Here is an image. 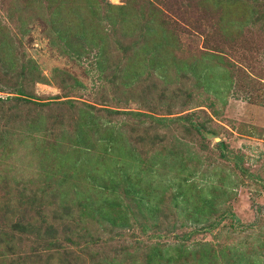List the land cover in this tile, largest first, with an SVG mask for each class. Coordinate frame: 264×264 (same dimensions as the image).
<instances>
[{"label": "rangeland", "instance_id": "374dc122", "mask_svg": "<svg viewBox=\"0 0 264 264\" xmlns=\"http://www.w3.org/2000/svg\"><path fill=\"white\" fill-rule=\"evenodd\" d=\"M107 1L167 27L177 65H149L132 30L128 54L79 60L56 44L53 0H0V264H264V0ZM117 130L140 201L98 193L90 169Z\"/></svg>", "mask_w": 264, "mask_h": 264}, {"label": "trees", "instance_id": "16d2710c", "mask_svg": "<svg viewBox=\"0 0 264 264\" xmlns=\"http://www.w3.org/2000/svg\"><path fill=\"white\" fill-rule=\"evenodd\" d=\"M88 2L86 3L87 8H82L80 9L79 7L75 6L76 0H53L54 3V10L53 12V19L49 18V21L51 23V31L54 34L56 44L59 46L61 50H63L65 54H73V56H76V58H79L81 60L83 58L84 52H90L93 48L95 50H99L101 53L103 52H111L110 50L106 51L109 49V46L113 45L117 48L118 53L122 54H128V48L126 45H128L131 40L128 39V33L126 34V31L132 30V33L136 35L137 38L141 39L143 43L151 42L150 46L147 47L148 50V64L149 65H173L175 64V57L173 56V53L175 50L172 47V42L171 40V34L170 31L167 29V27L163 26H156L152 25L149 21H146V24H143L141 26H138L136 22H134L132 15H125L121 11L124 7L123 6H113L111 5L107 0H101L99 3L97 0H87ZM110 12H119V20L114 19V15ZM100 14L104 15L102 18L105 20L103 21L106 25L105 31L101 34L99 32L96 33V31L93 30V32H90V29L94 27V25H91L88 23L90 19H93V17L97 16V18L100 17ZM111 15V16H109ZM148 23V24H147ZM121 24V28H120ZM90 27V28H89ZM124 27V28H122ZM161 35V38H158L157 36ZM130 36V35H129ZM128 39V40H127ZM135 51V50H134ZM100 52L96 53L97 59L99 57L98 54ZM70 54V55H71ZM133 55H136L135 52H133ZM106 59V55L104 53L101 55ZM98 59V61H101L102 58ZM168 57V59H167ZM108 58V57H107ZM170 58V59H169ZM84 59L86 57L84 56ZM172 60V61H171ZM170 61V62H169ZM106 62V61H105ZM172 62V63H171ZM98 63V62H97ZM132 65V64H130ZM177 65V64H175ZM157 68L160 69L159 66ZM191 75L196 79V83L200 82L203 84L204 77L200 75L196 71V67H191L189 69ZM35 73L32 71L28 74V82L31 81V83H34L36 81ZM25 85V84H24ZM22 87V85H21ZM22 91H18V94L20 95L19 97H16L17 100L16 102L21 101H29L31 96L29 95H23L21 93ZM25 96V97H23ZM29 99V100H28ZM9 101H12L9 99ZM64 105V104H63ZM65 106V105H64ZM108 113L111 114H121L125 112H120V111H108ZM142 115L141 113H136V116ZM159 121H165L163 118ZM88 123H82L79 125V128L77 129V134L80 136L78 137L77 144H83V138L86 137V130L85 128L88 129V125L90 124L89 121ZM81 128V129H80ZM110 129L107 132L110 133ZM2 137H0V140H2L4 137L3 135L5 134L4 132L0 133ZM103 135L97 136L98 140H101L103 143L106 144L104 149L102 148L99 153L96 154V160L91 164V172H104V175L106 176L107 181L103 182L102 184L98 185V193L101 191H105L107 189L109 190H118L119 188H125V190L128 193H132L138 201L141 200L140 193L145 189L143 188L140 183V179L131 178L130 173L127 174V170H134V173H139L137 170V165H132L130 168H125L124 163L121 161V153H122V148L121 145L119 144L120 139V132L117 130L115 133V136L109 135L108 137L106 136L105 139L99 138ZM79 146V145H77ZM220 146H223L222 143ZM102 147V146H101ZM136 156V155H135ZM90 164V163H89ZM123 164V165H122ZM129 175V176H128ZM100 176V175H99ZM135 177L138 175L135 174ZM102 179H104L103 176H101ZM106 183L109 184V186H106ZM110 203V202H108ZM110 204H108L109 206ZM107 206V207H108ZM118 206V207H117ZM110 207H117L119 210V204L116 205V202L113 201L111 203ZM69 206L64 207L63 214L62 216H69L68 212ZM106 208H98L97 209V214L102 215V218H107L112 217L114 220L116 218H125L126 215L123 214H115L114 216H110V213L108 210H105ZM117 211V210H116ZM106 214V215H105ZM109 216V217H108ZM110 218V219H112ZM127 220V219H126ZM123 221V222H126ZM116 225V224H115ZM119 225V224H117ZM30 228V225H22V224H13L11 227V230H14V232H24L26 229ZM48 231L55 232L54 226L49 224L48 228H46ZM45 229V231H46ZM51 236V235H50ZM53 236V235H52ZM51 236V237H52ZM54 238V237H52Z\"/></svg>", "mask_w": 264, "mask_h": 264}]
</instances>
